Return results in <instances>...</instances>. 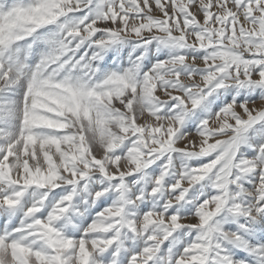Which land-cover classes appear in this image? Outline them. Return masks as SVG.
I'll use <instances>...</instances> for the list:
<instances>
[{
	"label": "snow or ice",
	"instance_id": "1",
	"mask_svg": "<svg viewBox=\"0 0 264 264\" xmlns=\"http://www.w3.org/2000/svg\"><path fill=\"white\" fill-rule=\"evenodd\" d=\"M0 264H264V0H0Z\"/></svg>",
	"mask_w": 264,
	"mask_h": 264
}]
</instances>
